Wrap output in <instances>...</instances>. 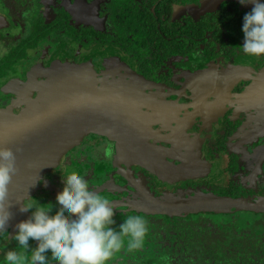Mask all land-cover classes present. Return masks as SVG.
Instances as JSON below:
<instances>
[{
    "label": "flooded vegetation",
    "instance_id": "1",
    "mask_svg": "<svg viewBox=\"0 0 264 264\" xmlns=\"http://www.w3.org/2000/svg\"><path fill=\"white\" fill-rule=\"evenodd\" d=\"M253 6L254 0L246 5L239 0H0V43L6 50L0 57V112L6 115L3 109H11L0 127L33 109L42 91L58 88L60 77L73 79L78 87L106 91L97 88L100 85L92 87L93 72L106 77L108 62L115 59L127 69H116L120 74L115 90L131 102L124 109L125 138L83 129L88 131L84 141L57 151L54 160L36 162L32 155L38 158L40 153L35 151L16 162L17 178L13 177L0 209V214L10 213L7 231L0 232V264H6L9 249L31 255L11 239L15 225L30 215L20 206L31 196L55 210L65 173L85 176L94 191L112 201L117 210L114 228L132 214L146 221L142 245L129 250L125 237L107 264H133L136 258L152 255L164 238H179L176 224L192 215L238 210L152 214L141 209L146 196L166 202L216 195L264 205V56L245 54L240 33L243 16ZM163 20L173 21L175 34L174 29L166 41L159 34L143 37L145 24L160 30ZM64 36L82 47V58L73 60L80 70L58 73L34 99L14 104L17 94L32 90L10 76L3 79L16 70L13 61L33 56L41 42L45 47L40 52L46 53L55 50L52 43L67 45ZM142 51L146 56H137ZM154 57L157 70L149 74L147 66ZM34 59L24 67L37 65ZM50 61L43 59L46 64ZM90 62L93 70L82 71L89 70Z\"/></svg>",
    "mask_w": 264,
    "mask_h": 264
},
{
    "label": "clouds",
    "instance_id": "2",
    "mask_svg": "<svg viewBox=\"0 0 264 264\" xmlns=\"http://www.w3.org/2000/svg\"><path fill=\"white\" fill-rule=\"evenodd\" d=\"M249 2L239 0L241 5ZM241 30L242 51L253 57L264 56V0H254L251 11L243 16ZM16 172L15 152L0 148V209ZM62 177L64 186L56 195L55 210L35 197L23 200L20 211L30 215L15 225L11 239L31 255L9 249L4 254L6 264H107L121 250L125 237L129 238V250L142 245L147 224L141 215H129L117 230L113 227L117 210L110 199L94 191L83 175L65 173ZM9 219V211L4 210L0 232L7 231Z\"/></svg>",
    "mask_w": 264,
    "mask_h": 264
},
{
    "label": "water",
    "instance_id": "3",
    "mask_svg": "<svg viewBox=\"0 0 264 264\" xmlns=\"http://www.w3.org/2000/svg\"><path fill=\"white\" fill-rule=\"evenodd\" d=\"M74 84L73 79L60 77L55 84L58 88L48 90L47 87L42 91L34 110L30 108L29 112L15 121H5V125L0 127V148H11L16 154V162H20L30 152L55 141L65 142H60L62 146L55 148L53 155L60 150L66 151L70 145H64L63 148V144L75 132L83 129L100 132L111 138L121 139L119 135L125 138L124 132H127V128L123 129L122 126L127 121L128 114L124 109L131 103L127 97ZM2 122L0 119V124ZM47 159L50 157L44 160ZM147 197L148 201L140 202L141 209L152 214L227 212L234 208L264 211V205L229 196L210 195L166 202Z\"/></svg>",
    "mask_w": 264,
    "mask_h": 264
},
{
    "label": "trees",
    "instance_id": "4",
    "mask_svg": "<svg viewBox=\"0 0 264 264\" xmlns=\"http://www.w3.org/2000/svg\"><path fill=\"white\" fill-rule=\"evenodd\" d=\"M167 21L158 23L161 31L145 24L146 28H140L143 37L159 34L166 41L175 29L173 21ZM178 51L171 49V53ZM137 53L139 57L146 56L144 51ZM154 62L155 57L148 63L149 74L156 73ZM174 230L179 238H164L157 251L153 250V254L145 258H136L133 264H264V212L233 210L197 214L183 219Z\"/></svg>",
    "mask_w": 264,
    "mask_h": 264
},
{
    "label": "rangeland",
    "instance_id": "5",
    "mask_svg": "<svg viewBox=\"0 0 264 264\" xmlns=\"http://www.w3.org/2000/svg\"><path fill=\"white\" fill-rule=\"evenodd\" d=\"M111 9V7H110ZM83 13H87V12H83ZM90 15H92V13H88ZM108 20V19H107ZM138 34L135 33V39L137 38ZM66 38V36H64V39ZM138 39V38H137ZM64 41H67L68 44L67 45H60V44H54L52 43L53 47L52 49H55V50H48V52L46 53L45 52H40L41 49H43L45 47V45L43 44L42 45V42L40 43V45L38 46V48L40 47L41 49H35L34 54L32 56V53L29 55V57L27 59H22V60H14L13 62H16V70L15 71H12L10 72L6 77H4L3 79L7 78L8 76L12 77V79H17L19 84L23 87H29L32 91L27 94H17L19 95L18 97H14L13 99V102H15L14 104L16 105H20L24 102H29V100H32L33 96H36L37 95V92L38 90L40 89V87L46 83L48 81V79H50L51 77H56L58 75V73H61L60 75H65L64 73L62 72H65L66 74L68 75H72L73 73L71 72H75V74L80 70L79 68H75V64H73V60H76V57H79V58H82V47H78L77 45H73L71 42H69L70 40L67 38L65 39ZM60 45V46H59ZM111 46H109L108 48L110 49ZM94 49H99L98 46H95ZM129 50L131 48H128ZM42 51V50H41ZM39 52V53H38ZM71 52V53H70ZM121 52V51H120ZM6 53V50H5V47L3 44L0 43V57L1 56H4ZM119 54V53H118ZM69 56H72L71 59H69L70 57ZM37 56V57H36ZM64 56V57H63ZM34 57H36V60L34 59ZM63 57V58H61ZM44 58H47V59H50L52 61L49 62V64H46L43 62V59ZM33 60L38 63L37 65H35L34 67L30 66V67H27V65L24 67L25 63L27 61H30V60ZM69 59V60H68ZM66 61H68L66 63ZM111 61V60H110ZM70 62V67L67 68L66 64H69ZM95 62H98V61H95ZM63 63L65 64L66 68L63 66ZM109 65L107 66L108 69L110 70L109 71V74L106 76V77H103V73L99 72H93L95 73V78H93V86L92 87H97L98 85H100L99 87L97 88H101V89H105L106 91L105 92H108V93H111V94H115L117 95V91L115 90V87H117V84L119 82V71L117 72L116 69H120L121 71L123 70H127L125 66H122L120 65L121 63H119L117 61V59H115L114 61H111V62H108ZM114 63V64H113ZM92 64L93 63H89L87 67H90L89 70H85V69H82V71H92L93 70V67H92ZM18 65L20 67L23 66V69H18ZM81 65V64H80ZM7 73H4V75H6ZM96 80V82L94 83V81ZM95 84V85H94ZM34 99V98H33ZM14 105V107L16 106ZM8 115V114H11L10 110L11 109H3ZM1 111V110H0ZM26 112V111H25ZM26 113H23V115H25ZM5 113H1L0 112V119L4 116H6ZM16 117V115H15ZM88 131H77L75 132L70 138L69 140L66 142V144H63V148H64V145L66 147L67 144H69L70 146L69 147H72L73 145H76V144H80L82 141H84V136L85 134H87ZM172 137V135H171ZM119 140V139H118ZM64 143L65 141L64 140H61V141H55V142H51V143H48L47 146H44L42 147L41 149H38V150H35L36 152H39L40 155H38V158H35L34 155H32V160L38 162V159H45L47 158L48 156L50 157V160H54V157H53V153L56 151L54 150L55 148H59L61 147V143ZM116 144L118 146L121 145L120 141H116ZM62 149V148H60ZM34 151V152H35ZM44 152V153H43ZM129 152H127L128 154ZM32 154H38V153H32ZM46 155V156H43V155ZM31 161V160H29ZM28 163L29 162H26L24 163V168H27L28 166ZM52 164V163H51ZM17 175V174H16ZM14 178H17L16 176H13ZM12 177V179H13ZM198 184V183H197ZM199 185V184H198ZM181 193L183 195H185L186 192L184 191H181ZM219 218V217H218ZM125 219V218H123ZM122 219V221H123ZM118 230V228H117Z\"/></svg>",
    "mask_w": 264,
    "mask_h": 264
}]
</instances>
